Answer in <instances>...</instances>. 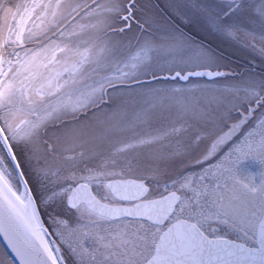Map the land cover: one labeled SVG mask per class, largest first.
Listing matches in <instances>:
<instances>
[{"label":"snow or ice","instance_id":"1","mask_svg":"<svg viewBox=\"0 0 264 264\" xmlns=\"http://www.w3.org/2000/svg\"><path fill=\"white\" fill-rule=\"evenodd\" d=\"M0 264H264V0H0Z\"/></svg>","mask_w":264,"mask_h":264}]
</instances>
